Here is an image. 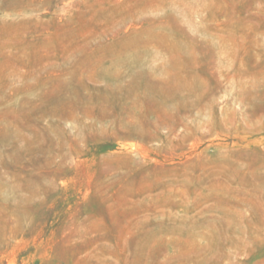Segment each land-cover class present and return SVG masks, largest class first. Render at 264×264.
I'll use <instances>...</instances> for the list:
<instances>
[{
  "label": "rangeland",
  "instance_id": "rangeland-1",
  "mask_svg": "<svg viewBox=\"0 0 264 264\" xmlns=\"http://www.w3.org/2000/svg\"><path fill=\"white\" fill-rule=\"evenodd\" d=\"M0 264H264V0H0Z\"/></svg>",
  "mask_w": 264,
  "mask_h": 264
}]
</instances>
